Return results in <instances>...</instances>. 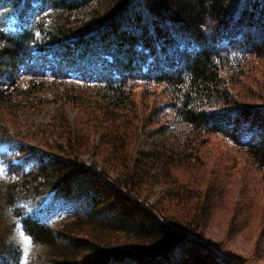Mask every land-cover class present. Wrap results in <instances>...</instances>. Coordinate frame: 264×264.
Segmentation results:
<instances>
[{
	"label": "trees",
	"instance_id": "trees-1",
	"mask_svg": "<svg viewBox=\"0 0 264 264\" xmlns=\"http://www.w3.org/2000/svg\"><path fill=\"white\" fill-rule=\"evenodd\" d=\"M253 57L264 59V0H0V147H15L0 151V264L23 263L12 237L18 224L39 246L25 264H246L201 233L216 185L191 217H174L184 226L160 213L151 191L160 185L166 200L181 202L179 185L203 164L199 147L211 135L264 171V108L243 106L230 87ZM62 84L54 95L61 106L97 112L90 127L106 132L97 145L61 114L46 148L10 135L5 112L34 108ZM153 85L169 100L147 115L158 125L138 149L124 120L136 103L132 89ZM48 193L70 207L59 223L48 218Z\"/></svg>",
	"mask_w": 264,
	"mask_h": 264
},
{
	"label": "rangeland",
	"instance_id": "rangeland-1",
	"mask_svg": "<svg viewBox=\"0 0 264 264\" xmlns=\"http://www.w3.org/2000/svg\"><path fill=\"white\" fill-rule=\"evenodd\" d=\"M252 62V68H250L248 71H245L236 82L230 84V87L233 89L234 93L237 94L239 102L243 106H251L255 107L256 109L264 108V59L253 57ZM25 83L26 82H20V85L23 86L25 85ZM64 87L65 85L62 84L59 86L54 85L53 87L47 89L45 91V94L47 96L45 98V101L34 106V108L23 109L15 114H9L8 112H5V115L3 114V117L9 124L10 135L20 138L23 142H27V144L38 145L46 148L45 143H52L54 141L52 140L53 137L51 138V126L55 123L54 120L58 118L57 115L61 114L62 116H64L67 126H71L75 129L82 128L83 132H81V135L84 137V139L87 138L89 145L94 143H96L95 145H97L98 140L101 137V133H103L102 136H104V134L106 133H104V129L100 127H90L93 122L90 119L93 117L98 118L97 112L90 108L73 105L70 102L63 103L61 106V103L57 101L59 100V98L56 99L54 95H56V92L59 93ZM145 89L146 88H143L142 86L132 89V96L136 101V103H134L135 107H133V110L136 111L132 113H139L140 116L139 114L136 115V117L139 118H136L133 114H130L133 115V117L129 115V117L124 120V122H129L127 127L129 131L126 129V131L128 132L127 139L130 140L129 142L131 144H134L137 140L135 145L138 149H147V142L149 138L148 131L154 128V125L155 127L158 125L157 123L151 125L150 122H152L153 119L147 117V114H150V112L153 111V107L161 105L163 102L169 100L168 93L164 92L161 86H151L150 93H147ZM147 111H149V113ZM168 112L169 111L167 110L166 113ZM169 117L171 118L172 115H168L167 118ZM136 124H139V128H136L138 127L135 126ZM137 133L138 135L136 136ZM200 147L199 154L201 156L203 164H205L201 165L205 169L200 166L198 168L199 170H195L191 175L185 178L183 185L182 183L179 185L181 186L180 188H182L181 196H185L187 198L181 197L183 201H181L180 203H177L173 200H166L164 198L165 194L163 193L166 191L161 190L162 186L155 184L152 186L151 191L155 194L153 195L152 200L154 201L157 198L161 197V203L159 205H163L164 207L159 206V208L163 209L162 211L164 213L167 212L169 214L168 215L165 213V215H168L167 217L176 218L178 216L181 219H187L193 215V208L200 207L206 196H210L212 186L216 185V202H214V208H212L208 212L209 215H206L208 217H202L199 223L200 228H202V234L206 233L204 236L205 241H213L215 243H218L220 247L224 246V249H226V246H229L226 250L222 249L225 251V254L234 253V251L235 253L238 252L237 254L242 255L246 259V264H251V259L254 260L253 264H256L257 262H259L257 264H260V262L261 264H264V192L260 190V186H264V171L257 172L255 169H252L253 163L248 153H244V149H237V147H234L232 144L227 143V141L224 140V138H222L221 136L211 135L210 140L205 145ZM12 149H15V147L11 148L7 145L0 147V151L5 152H11ZM201 153L203 154V156ZM223 155L228 156L230 159L226 160ZM83 159L87 160V157L84 156ZM219 159H221V161ZM88 160L90 161V155H88ZM100 160L101 157L99 156L98 162ZM237 162L239 164H236ZM238 172L239 175L237 176ZM4 175L5 163L0 158V181L3 177H5ZM236 176L237 178H235ZM239 176H242V178H239ZM238 181L239 183H237ZM2 188L3 184L2 182H0V217H2V213L4 215V208L2 203ZM162 193L164 195H162ZM231 196L233 199L230 198ZM217 201H219V204H216ZM224 201L226 202L224 203ZM44 202H52L53 204V207L48 215V218L50 221H52V223H59L63 221V218L70 210L69 205L65 201L61 200L60 198L58 199L53 197L52 193H48L46 195V197L44 198ZM188 203H190V205ZM168 206L171 209L168 208ZM234 206H236V208ZM166 207L168 208V210L166 209ZM224 211L225 215H227V217L225 216V218L221 217L224 216ZM230 212H232L233 217L230 215ZM214 215L217 216V218ZM221 218H224L226 222H223V219ZM215 219L217 220V222L221 219L220 224L222 226L223 223L226 224H224L223 227L227 228V232L221 225L218 226L219 223L215 222ZM177 220L180 221L179 219ZM203 222H205L204 224H206V228ZM228 222H231L230 226H228ZM61 224H58L57 226L59 227ZM221 229L223 230L221 231ZM235 229H238L239 231L235 232ZM232 231L235 233H233ZM12 237L23 248L24 256L22 264H25L26 261L29 260L34 253L39 251V246H36L32 242L31 237L23 231L21 224H18ZM222 239L225 240L223 241ZM229 248H231L232 251Z\"/></svg>",
	"mask_w": 264,
	"mask_h": 264
},
{
	"label": "bare ground",
	"instance_id": "bare-ground-1",
	"mask_svg": "<svg viewBox=\"0 0 264 264\" xmlns=\"http://www.w3.org/2000/svg\"><path fill=\"white\" fill-rule=\"evenodd\" d=\"M15 84H16V83H15ZM15 84H14V85H15ZM17 85H18V84H16V86H17ZM14 87H15V86H14ZM14 87H12V88H14ZM8 88H9V86H8ZM16 89H17V87H16ZM16 89H15V90H16ZM40 89H41V88H40ZM42 89H44V88H42ZM6 90L8 91V89H6ZM6 90H5V91H6ZM17 90H18V89H17ZM11 91H12V90H11ZM14 92L16 93V91H14ZM11 93H12V92H11ZM6 95H7V93H6ZM14 95H15V94H14ZM14 97H15V96H14ZM128 99H129V98H128ZM131 101H132V100H131ZM131 101L129 100L127 103H129V102H131ZM132 102H133V101H132ZM125 104H126V101H125L124 105H125ZM128 105H129V104H128ZM130 105H132V104H130ZM125 106H127V105H125ZM129 107H130V109L132 108L131 106H129ZM134 107H135V105H134ZM123 108H125V107H123ZM136 108H137V107H136ZM125 109H129V108H125ZM130 109H129V110H130ZM133 109H134V108H133ZM133 109H131L130 111H131V112H132V111H133V112L136 111V110H133ZM170 110H171V109H170ZM142 111H144V110H142ZM127 112H128L129 114H131V112H129L128 110H127ZM145 112H146V109H145ZM147 112L149 113V111H147ZM172 112H173V111H172ZM172 112H171V113H172ZM136 113H137V112H136ZM132 114L134 115V113H132ZM137 114H139V113H137ZM137 114H135V115H137ZM144 114H147V113H144ZM133 115H130V116L133 117ZM135 115H134V117H136ZM147 115H149V114H147ZM166 115H168V114H166ZM169 115H170V114H169ZM171 115H172V114H171ZM171 115H170V116H171ZM139 116H140V114H139ZM150 117H151V116H150ZM136 118H139V117H136ZM136 118H134V119H136ZM142 118H143V117H142ZM160 118H161V117H160ZM169 118H170V117H169ZM161 119H164V118H161ZM165 119H166V118H165ZM143 120H144V119H143ZM149 121H150V120H149ZM149 121H148V122H149ZM167 121H168V119H167ZM171 121H172V120H171ZM154 122H155V121H154ZM161 122H162V121H161ZM136 123H137V121H136ZM157 123H158V122H157ZM165 123H167V122H165ZM175 123H176V121H175ZM175 123H174V124H175ZM134 124H135V123H134ZM139 124H140V123H139ZM139 124H136L135 126H138ZM145 124H146V123H145ZM150 124H151V123H150ZM168 124H169V123H168ZM176 124H177V123H176ZM161 125H162V124H161ZM161 125H160V126H161ZM154 127H155V125H154ZM136 128H139V126L136 127ZM143 128H144V127H143ZM158 128H159V126H158ZM173 128H174V126H173ZM147 129H148V128H147ZM152 129H153V128H152ZM139 130H140V129H139ZM143 130H144V129H143ZM177 130H178V129H177ZM160 131H161V130H160ZM171 131H172V130H171ZM246 131H247V130H246ZM154 132H155V131H154ZM157 132H158V131H157ZM166 132H167V131H166ZM174 132H175V131H174ZM174 132L171 133V134H174ZM138 133H139V132H138ZM138 133L136 134V136L138 135ZM169 133H170V132H169ZM158 135H159V134H158ZM168 135H169V134H168ZM148 136H149V135H148ZM159 136H160V135H159ZM161 136H163V135H161ZM161 136H160V137H161ZM207 136H208V135H207ZM250 137H251V135H250ZM136 138H137V137H136ZM136 138H135V139H136ZM252 138H253V137H252ZM148 139H149V138H148ZM143 140H144V138H143ZM143 140H142V141H143ZM167 140H168V139H167ZM136 141H137V140H136ZM136 141H135V144H136ZM151 141H152V140H151ZM173 141H174V140H173ZM247 141H248V140H247ZM247 141H246V142H247ZM167 142H168V141H167ZM170 142H171V141H170ZM172 143H174V142H172ZM205 144H206V143H205ZM70 145H71V144H70ZM130 145H131V144H130ZM130 145H129V147H130ZM132 145H134V144H132ZM132 145H131V146H132ZM145 145H146V143H145ZM170 145H171V144H170ZM66 146H68V145H66ZM71 146H72V145H71ZM74 146H76V145H74ZM147 146H148V145H147ZM149 146H150V144H149ZM200 146H202V145L200 144ZM32 147H33V146H32ZM68 148H69V146H68ZM71 148H73V147H71ZM79 148H80V146H79ZM131 148H133V147H130V150H131ZM200 148H201V147H200ZM73 149H74V148H73ZM73 149H72V151H71V149H69V150H70L71 152H73ZM80 149H81V148H80ZM80 149H79V150H80ZM133 149H134V148H133ZM194 149H196V148H194ZM44 150H45V149H44ZM127 150H128V148H127ZM201 150H202V149H201ZM70 151H69V152H70ZM74 151H75V149H74ZM76 151H78V148L76 149ZM76 151H75V152H76ZM137 151H138V150H137ZM193 151H194V150H193ZM196 151H197V150H196ZM25 152H27L26 154L28 155V151L26 150ZM31 152H32V149H31ZM31 152H29V153H31ZM131 152H136V151H135V150H132ZM20 153L22 154V153H24V152H20ZM136 153H137V152H136ZM21 154H20V155H21ZM128 154H130V153H128ZM131 154H132V153H131ZM134 154H135V153H134ZM134 154H133V155H134ZM196 154L198 155V153H196ZM201 154H202V153H201ZM24 155H25V154H23V157H24ZM135 155H136V154H135ZM135 155H134V156H135ZM21 156H22V155H21ZM202 156H203V154H202ZM138 157H139V156H138ZM216 157H217V156H216ZM219 157H220V155H219ZM25 158H26V157H25ZM134 158H135V157H133V160H134ZM144 158H145V157H144ZM205 158H206V157H205ZM222 158H223V157H222ZM27 159H28V157H27ZM29 159H31V158H29ZM195 159H196V158L194 157V160H195ZM199 159H200V158H199ZM206 159H207V158H206ZM209 159H210V158H209ZM33 160H34V159H33ZM145 160H146V159H145ZM219 160L221 161V159H219ZM31 161H32V160H31ZM237 161H238V160H237ZM239 161H240V160H239ZM133 162H134V161H133ZM195 162H199V160H198V161H195ZM210 162H211V161H210ZM231 162H232V161H231ZM199 163H200V162H199ZM199 163L195 164V166L198 165ZM207 163H208V162H207ZM236 164H239V163L237 162ZM241 164H242V162H241ZM203 165H205V164H203ZM207 165H208V164H207ZM225 165H226V164H225ZM199 166H200V165H199ZM242 166H243V165H242ZM193 167H194V166H193ZM201 167H202V165H201ZM202 168H203V167H202ZM234 168H235V166H234ZM240 168H241V167H240ZM172 169H173V168H172ZM193 169L196 170L195 168H193ZM203 169H205V168H203ZM236 169H237V168H236ZM198 170H199V169H198ZM172 171H173V170H172ZM233 171H234V169H233ZM239 171H240V170H239ZM155 173H156V172H155ZM155 173H154V174H155ZM235 173H236V172H235ZM240 174H241V173H240ZM234 175H235V174H234ZM238 175H239V172H238L237 176H238ZM237 176H236L235 178H237ZM239 178H242V176H241V177L239 176ZM242 180H243V179H242ZM232 182H233V181H232ZM234 183H235V182H234ZM237 183H239V181H238ZM235 184H236V183H235ZM237 185H238V184H237ZM238 186H239V185H238ZM220 187H221V185H220ZM212 189H213V188H212ZM220 190H221V188H220ZM239 190H240V189H239ZM165 191H166V190H165ZM209 191H210V190H209ZM213 191H214V190H213ZM217 192H218V191H217ZM234 192H235V191H234ZM164 193H165V192H164ZM207 193H208V192H207ZM238 193H240V192H238ZM147 194H149V192H147ZM170 194H171V193H170ZM180 194H182V193H180ZM209 194H210V193H209ZM221 194H222V193H221ZM229 194H231V193H229ZM162 195H164V194H162ZM165 195H166V193H165ZM183 195H184V194H183ZM222 195H223V194H222ZM227 195H228V194H227ZM166 196H168V193H167ZM164 197H165V196H164ZM179 197H185V196H179ZM207 197H208V196H207ZM211 197H212V194H211ZM242 197H243V196H242ZM185 198H187V197H185ZM216 198H217V197H216ZM230 198H232V196H231ZM235 198H236V197H235ZM179 199H180V198H179ZM219 199H220V198H219ZM232 199H233V198H232ZM162 200H163V199H162ZM175 200H176V202H178V201H177V198H175ZM180 200L183 201L182 199H180ZM186 200H187V199H186ZM220 200H221V199H220ZM224 200H225V198H224ZM245 200H246V199H245ZM190 201H191V200H190ZM207 201H208V200H207ZM213 201H214V199H213ZM247 201H248V200H247ZM30 202H31V201H30ZM155 202H156V201H155ZM192 202H193V201H192ZM192 202H191V204H192ZM215 202H216V201H215ZM218 202H219V201H217L216 204H219ZM222 202H223V201H222ZM225 202H226V201H224V203H225ZM229 202H230V201H229ZM26 203H27V202H26ZM28 203H29V201H28ZM156 203H157V202H156ZM158 203H159V202H158ZM163 203H164V202H163ZM163 203H162V204H163ZM179 203H180V202H179ZM205 203H206V202H205ZM210 203H211V201H210ZM247 203H248V202H247ZM23 204H24V203H23ZM159 204H160V203H159ZM164 204H165V203H164ZM184 204H185V201H184ZM188 204L190 205V203H188ZM208 204H209V202H208ZM208 204H207V206H208ZM213 204H214V202H213ZM216 204H215V205H216ZM220 204H221V203H220ZM222 204H223V203H222ZM226 204H227V203H226ZM226 204H225V205H226ZM236 204H237V202H236ZM240 204H241V203H240ZM26 205H27V204H26ZM28 205H29V204H28ZM186 205H187V204H186ZM186 205H184V206H186ZM30 206H32V204H31ZM157 206H160V207H161V206H163V205H157ZM192 206H193V204H192ZM204 206H205V205H204ZM204 206H203V207H204ZM210 206H212V205H210ZM213 206H214V205H213ZM213 206H212V208H214ZM217 206H218V205H217ZM220 206H221V205H220ZM222 206H223V205H222ZM163 207H164V206H163ZM218 207H219V206H218ZM226 207H227V206H226ZM234 207L236 208V206H234ZM20 208H21V207H20ZM30 208H31V207H29V209H30ZM168 208H170V207L168 206ZM168 208L166 207L167 210H168ZM205 208H207V207H205ZM209 208H210V207H209ZM224 208H225V207H224ZM15 209H16V208H15ZM22 209H23V207H22ZM170 209H171V208H170ZM190 209H191V207H190ZM193 209H194V208H193ZM216 209H217V208H216ZM220 209H221V208H220ZM13 210H14V209H13ZM24 210H25V209H24ZM158 210H159V207H158ZM161 210H163V209H161ZM176 210H178V209H176ZM209 210H210V209H209ZM221 210H222V209H221ZM234 210H235V209H234ZM17 211H18V208H17ZM28 211H29V210H28ZM159 211H160V210H159ZM202 211H203V210H202ZM202 211H201V212H202ZM204 211H205V210H204ZM222 211H223V210H222ZM26 212H27V211H26ZM169 212H170V211H169ZM211 212H212V211H211ZM160 213H161V211H160ZM165 213L168 214L167 212H165ZM170 213H171V212H170ZM193 213H195V212L193 211ZM230 213H231L230 215L233 217L232 212H230ZM161 214H162V213H161ZM171 214H172V213H171ZM171 214H170V215H171ZM191 214H192V213H191ZM205 214H206V215H209V213L207 214L206 212H205ZM205 214H204V215H205ZM226 214H227V212H226ZM233 214H234V212H233ZM162 215H163V214H162ZM168 215H169V214H168ZM168 215H166V217H167ZM222 215H223V214H222ZM164 216H165V215H164ZM172 216H173V215H172ZM212 216H213V214H212ZM214 216H215V215H214ZM220 216H221V215H220ZM225 216L227 217V215H225V211H224V216H221V217H224V218H225ZM166 217H165V218H166ZM204 217H208V216H204ZM215 217L217 218V216H215ZM219 218H220V217H219ZM224 218H221V219H223V222H226V221L224 220ZM160 219L162 220V218H160ZM170 219H175V218H174V217H171ZM213 219H214V218H213ZM221 219H220V220H221ZM240 219H241V218H240ZM215 220H216V219H215ZM220 220H218V222H217V220L215 221V222L219 223L218 226L221 225V224H220V223H221ZM162 221H163V220H162ZM166 221H167V220H166ZM172 221H173V220H172ZM174 221L177 222V219L174 220ZM174 221H173V222H174ZM183 221H184V220H183ZM206 221H207V219H206ZM209 221H210V220H209ZM211 221H212V220H211ZM240 221H241V220H240ZM240 221H239V223H240ZM178 222H179V221H178ZM178 222H177V224H178ZM180 222H181V221H180ZM180 222H179V223H180ZM163 223H165V222L163 221ZM171 223H172V222H171ZM183 223H184V222H183ZM204 223H205V222H203V224H204ZM207 223H208V222H207ZM228 223H229V222H228ZM230 223H231V222H230ZM230 223H229L228 226H230ZM237 223H238V222H237ZM239 223H238V224H239ZM180 224H181V223H180ZM203 224H202V226H203ZM224 224H225V223H223V226H224ZM238 224H237V225H238ZM171 225H174V224H171ZM205 225H206V224H204V226H205ZM225 225H226V224H225ZM175 226H176V225H175ZM178 226H179V225H178ZM181 226H184V224H181ZM221 226H222V225H221ZM223 226H222V227H223ZM186 227L189 228V230H190V226H189V227L186 226ZM186 227H183V228H186ZM210 227H211V226H210ZM192 228H193V227H192ZM205 228H206V226H205ZM223 228H224L225 231L227 230V228H225V227H223ZM228 228H230V227H228ZM175 229H177V228H175ZM178 229H180V228H178ZM201 229H202V228H201ZM208 229H209V228H208ZM230 229H232V228H230ZM180 230H181V229H180ZM180 230H179V231H180ZM191 230H192V229H191ZM196 230H197V229H196ZM222 230H223V229H221V231H222ZM201 231H202V230H201ZM206 231H207V230H206ZM236 231L238 232L239 230H238V229H235V232H236ZM186 232H188L187 235L190 233L189 231H186ZM203 232H204V230H203ZM226 232H227V231H226ZM232 232H233V231H232ZM235 232H233V233H235ZM201 233H202V232H201ZM224 233H225V232H224ZM203 234L205 235L206 233H203ZM211 236H213V235H211ZM211 236H210V237H211ZM212 238H213V237H212ZM217 238H218V237H217ZM217 238H216V239H217ZM226 239H227V238H226ZM211 240H212V239H211ZM219 240H220V239H219ZM222 240H223V239H222ZM224 240H225V239H224ZM224 240H223V241H224ZM212 242H213V241H212ZM226 242H227V241H226ZM4 243H5V242H4ZM220 243H221V242H220ZM223 243H224V242H223ZM212 244H213V243H212ZM224 244H225V243H224ZM224 244H223V245H224ZM226 244H227V243H226ZM17 245H18V244H17ZM227 245H228V244H227ZM12 246H13V245H12ZM213 246L215 247V244H214ZM4 247H5V246H4ZM4 247H3V248H4ZM211 247H212V246H211ZM223 247H224V246H223ZM223 247H220V248H221V249H224ZM227 247H229V246H226V249H228ZM19 248H20V247H19ZM183 248H184V247H183ZM226 249H224V250H226ZM229 249L232 251L231 248H229ZM224 250H220L219 252L221 253V252H223ZM14 251H15V250H14ZM16 252H17V251H16ZM217 252H218V251H217ZM197 253H199V251H198ZM220 253H219V254H220ZM223 253H225V251H224ZM234 253H235V251H234ZM237 253H238V252H237ZM18 254H19V253H18ZM200 254H201V252H200ZM202 254L205 255L204 253H202ZM229 254H230V253H228V255H229ZM241 254H243V253H241ZM203 255H201V257H203ZM238 255H240V254H238ZM197 256H198V255H197ZM229 256H230V255H229ZM244 256H245V255H244ZM258 256H259V255H258ZM173 257H174V256H173ZM248 257H250V256H248ZM17 258H18V257H17ZM223 258H224V255H223ZM225 258H226V257H225ZM231 258L234 259V258H237V257H234V258H233L232 255H231ZM252 258H253V257H252ZM195 259H196V258H195ZM226 259H227V258H226ZM229 259H230V258H229ZM232 259H231V260H232ZM241 259H242V258H241ZM172 260H173V259H172ZM234 260H236V259H234ZM237 260H238V259H237ZM249 260H250V258H249ZM256 260H257V259H256ZM258 260H259V259H258ZM162 261H163V260H162ZM203 261H205V260H203ZM216 261H217V260H216ZM225 261H226V260H225ZM228 261H229V260H228ZM232 261H233V260H232ZM242 261H243V260H242ZM250 261H252L251 264H253V261H254V260L251 259ZM182 262H183V261H182ZM200 262H202V261L200 260ZM217 262H218V261H217ZM219 262H220V261H219ZM195 263H196V262H195ZM203 263H204V262H203ZM203 263H202V264H203ZM235 263H237V262L234 261V264H235ZM247 263H249V262H247ZM254 263H255V262H254ZM257 263H259V262H257ZM257 263H256V264H257ZM219 264H221V263H219ZM231 264H232V262H231ZM260 264H261V262H260Z\"/></svg>",
	"mask_w": 264,
	"mask_h": 264
}]
</instances>
